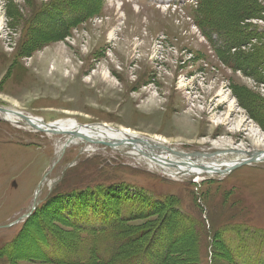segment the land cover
Masks as SVG:
<instances>
[{
	"label": "rangeland",
	"instance_id": "rangeland-1",
	"mask_svg": "<svg viewBox=\"0 0 264 264\" xmlns=\"http://www.w3.org/2000/svg\"><path fill=\"white\" fill-rule=\"evenodd\" d=\"M170 1L0 0V107L184 152H232L226 161L264 152V0ZM64 142L0 117V264H47L36 219L6 227L33 209L40 184L41 204L53 196L38 216L59 236L54 247L80 237L85 261L233 264L230 247L264 264L263 161L174 177L127 149L81 141L59 160ZM58 216L78 217L79 237ZM165 222L170 240L180 234L167 250ZM143 232L148 246L132 240Z\"/></svg>",
	"mask_w": 264,
	"mask_h": 264
},
{
	"label": "water",
	"instance_id": "water-1",
	"mask_svg": "<svg viewBox=\"0 0 264 264\" xmlns=\"http://www.w3.org/2000/svg\"><path fill=\"white\" fill-rule=\"evenodd\" d=\"M0 113L4 117L12 116L16 118L15 122H18V119H22L23 121L27 122L29 126L34 128L36 131L39 132H45L48 134H54V135H65L68 136V140L64 146V148L68 147L74 140H82L86 143H91V144H96V145H103L109 148L113 149H121V148H126L129 149L130 151H134L135 153H132V155L139 157V158H144L146 160H149L152 163L158 164L161 168H173L176 170H180V166L187 165V163L181 162V161H174L171 159H165L162 157L164 154H170L176 158H185L190 160L192 156L196 160L198 158H209V159H216L217 156H221L222 154H225L226 151H214L212 153H187L183 151H179L176 149L171 148L170 146H167L162 143L155 142L154 140H150L148 138H145L143 136H138V135H131L126 137V141H128V146L119 143L118 140L109 142L110 140L106 141L102 138L94 139L91 136H87L84 134V131H82L81 128H79L76 124L74 125L75 130L71 129H64L60 126L56 125H45L41 120H38L36 118L26 116L22 114L21 112H18L17 110L14 109H9V108H1L0 107ZM45 125V126H44ZM84 128H89L91 131H94L96 128H92L90 125H84ZM100 127H105V128H110L104 125H99ZM111 130H116L115 128H110ZM97 131V130H95ZM126 146V147H124ZM264 152H250L247 154L248 158L246 159H241V161H238L236 163V167L241 166V165H249L254 162H259L263 161L264 157ZM188 165H191L190 163ZM198 168L204 169V170H211L213 168H210L211 166H206L203 164H197ZM213 171H219V170H213ZM226 172V171H225ZM36 204V201H35ZM31 215V213L25 215L22 219L27 218ZM22 219L17 220L16 222L7 225L6 227H11L13 225L18 224Z\"/></svg>",
	"mask_w": 264,
	"mask_h": 264
},
{
	"label": "trees",
	"instance_id": "trees-1",
	"mask_svg": "<svg viewBox=\"0 0 264 264\" xmlns=\"http://www.w3.org/2000/svg\"><path fill=\"white\" fill-rule=\"evenodd\" d=\"M228 6H229V4H228ZM234 12H233V17H237L238 15H234L235 14ZM201 23H202V21H201ZM52 197L53 196L51 195L49 198H52ZM49 198L44 203H42L37 208V210L33 213V215L29 219H27L25 221V223L23 224V226H24V225H27L28 223L29 224L33 223L34 220L36 219L37 227L48 230L45 232L44 235L40 232H38L36 235V238L38 237L37 239L42 240V242L44 241V239L46 240L45 243L38 245V249L40 251V254L38 255V257H41L44 261L47 262V264H59V263H61V264H99L96 261L95 262L85 261L87 259V255H84L86 246L82 245L83 243H80L82 241V239L79 237V235L77 233V231H80V229L82 227L81 221L78 217H73L72 220L69 221L66 218H64L63 216H60V217L58 216L59 220H61V222H63L64 226L68 227V229H70L72 231H75L79 238L74 240L75 242H74L73 248L65 249L64 247H62L61 250L58 251L57 248L54 247L55 243L56 242L58 243L56 237H59V236L53 235L52 230L53 231H55V230L53 228L51 229L50 227L46 226L47 223L41 222L40 220H42V219H40V217L38 216V212L44 210L46 207L51 205L53 200H50L49 202H47L49 200ZM178 214H179V212H178ZM178 214H177V212L175 213V215H178ZM111 216L112 215L108 216L107 220H109L111 218ZM113 216L118 219L117 215H113ZM183 219H186V214H184V215L182 214V216H181V214L179 216H176V222H180V224H182L180 227L181 234H182V236H186V235H188V232L190 231V229H189L188 225L183 222ZM178 224H174V225L178 226ZM115 227H113V228H115ZM158 227L160 229L159 235L161 236L163 234V235H165V237L167 236V238H168V235H167L168 234L167 229L169 228L168 224L165 222ZM113 228H111V229H113ZM53 236H54V239L56 241H54ZM135 236H137V237L134 238ZM179 237H180V234L177 232L175 234V236H173L171 238V240H170V238H168V241L164 245L166 246L168 243H170V245L168 244L167 248L166 249L164 248V249L167 250L171 245H176L177 242L179 241ZM132 240H133V242L134 241L139 242L140 245L142 244V245L148 246V242L145 241L144 232H143V234L138 233V234L132 236ZM58 244H60V243H58ZM67 250H70L71 253H69ZM119 252L120 251L113 252V253L119 254ZM167 256H168V254L166 255V258H167ZM96 258L98 261H105V262L109 261V262H111V264H116L115 258H112V259L107 258L109 260H102L99 257H96ZM59 259H63V261H60ZM157 260L160 261L159 255H158ZM164 264H168V262H165Z\"/></svg>",
	"mask_w": 264,
	"mask_h": 264
},
{
	"label": "bare ground",
	"instance_id": "bare-ground-1",
	"mask_svg": "<svg viewBox=\"0 0 264 264\" xmlns=\"http://www.w3.org/2000/svg\"><path fill=\"white\" fill-rule=\"evenodd\" d=\"M9 118H13V117H9ZM54 124H57V126L60 125L64 129L67 128V129L75 130V128H74L75 126L74 125L76 123L74 121H72V120H70V121L68 120L65 123L61 122V123H54ZM104 126H106V125H104ZM92 128H95V126L94 127L92 126ZM81 129L84 130V134H86L87 136H91L94 139H98V136H100L99 138H102V140L104 139L105 142L108 141V140H110L109 142L118 140L119 143H122V144H124L126 146H128V141H126L127 140L126 137L131 136V135H137V134H135L133 132H130L128 130L116 131V130H111L110 128H105V127H100L99 128L97 126H96V129H94V131H91V129H89V128H81ZM95 130H97V131H95ZM155 142H157V141H155ZM158 143H162V142H160L158 140ZM126 146H124V147H126ZM256 150H258V149L256 148ZM221 157H222L221 161H214V162L208 163V164L212 165L213 170H219V171H216V172H225L226 171V173H227V172H229L230 170H233L236 167V163L238 161H241L239 159L237 160V162L226 161L223 158V154H222ZM164 158H171V157L167 156V157H164ZM263 159H264V157H263ZM192 162L196 163L197 161L196 160H192ZM192 171H194V173L197 174L196 176L198 177V179H202V176L204 175V170L199 169V168H194V169H192ZM211 173H213V172H211ZM209 175H212V174H209ZM190 242L191 241H189L188 239L187 240L185 239V241H183L182 245H186V246L190 245Z\"/></svg>",
	"mask_w": 264,
	"mask_h": 264
}]
</instances>
